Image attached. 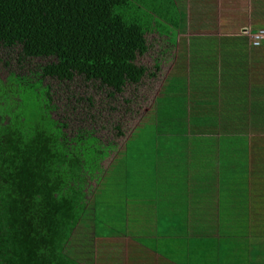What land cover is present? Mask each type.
Wrapping results in <instances>:
<instances>
[{
	"label": "crops",
	"instance_id": "crops-1",
	"mask_svg": "<svg viewBox=\"0 0 264 264\" xmlns=\"http://www.w3.org/2000/svg\"><path fill=\"white\" fill-rule=\"evenodd\" d=\"M175 2L183 22L171 32L173 43L160 39L161 67L141 92L148 107L129 136L138 134L118 138L109 161L123 176L145 169L155 186L138 194L147 206L137 204V193L135 206L128 202L134 239L124 232L130 224L123 208L117 224L124 228L114 240L122 260L130 255L127 241L140 236L153 244L140 255L152 264H264V40L252 42L264 28V0ZM148 113L151 126L141 131ZM144 133L152 136L142 143ZM246 158L250 172L232 170ZM174 173L178 181L170 180ZM176 197L179 210L170 206ZM199 207L206 213L198 215ZM95 234L97 241L110 238Z\"/></svg>",
	"mask_w": 264,
	"mask_h": 264
},
{
	"label": "trees",
	"instance_id": "trees-1",
	"mask_svg": "<svg viewBox=\"0 0 264 264\" xmlns=\"http://www.w3.org/2000/svg\"><path fill=\"white\" fill-rule=\"evenodd\" d=\"M182 13L175 0H0V264H81L66 248L90 211L87 165L103 162L109 151L94 158L95 152L76 151V142L96 144L103 138L95 140V132L112 126L115 137L104 141L116 146L136 111L124 122L109 104L95 128L91 95L87 108L72 106L91 124L71 132L69 119L55 114L52 82L79 79L108 89L111 99L126 88L139 90L161 67L155 59L149 69L139 58L160 39L173 43ZM69 91L71 101L76 93ZM123 100L129 115L132 98Z\"/></svg>",
	"mask_w": 264,
	"mask_h": 264
},
{
	"label": "rangeland",
	"instance_id": "rangeland-1",
	"mask_svg": "<svg viewBox=\"0 0 264 264\" xmlns=\"http://www.w3.org/2000/svg\"><path fill=\"white\" fill-rule=\"evenodd\" d=\"M195 7H197V4H195ZM155 37V35H151L149 37V40H153ZM159 51L160 49H158V43H156L154 47H151L150 51L147 54L139 58V63H142L149 67V69H152L156 54ZM150 81L151 80L149 79L144 80L143 84L139 87V90L137 91L132 88H126L122 96L116 94L114 99L108 97V89L104 88L103 91H99L91 84H84L79 79L75 80L69 85H57L55 84L56 82H52V86L56 91V99L58 103V110L57 112L55 111V114L61 121H65L63 117H67L69 119L71 123L70 128H68L67 130L72 129L71 132L76 131L78 126H88L89 124H91V122H82L80 120V118H82L80 110H76L73 114L72 106L73 104L77 103V105H79L80 107L87 108L89 106L87 97L92 95L94 101H96L98 109L104 110V108L109 107V104L116 106L118 110L114 111V114L118 117L119 115H122V118L124 117V122L130 121L131 117L129 116H132L133 111H136L134 119L131 120V123H129L127 127H125L126 123H124L125 136H128L129 133L139 125V121L142 120L144 110H146V108L148 107L147 100L149 99V97L144 98L141 92L143 90L145 91L146 88L149 87ZM68 88L72 91V94L76 93L74 99H72L71 101H69L67 97L71 96V93ZM80 98L81 101H79ZM123 98H132L133 103L130 105L131 113H129V115H125L124 113V108L127 107V105L124 103ZM98 109L92 112V114H94L96 117L98 116L97 122L93 123V126L95 128L98 127L99 124H101L102 118L106 116L108 112V110L99 112ZM146 115L147 117H149V120L147 121L146 125L143 123L141 131L145 130V128L149 129L151 126V115L149 113ZM84 116L86 117V114H84ZM99 128H102L101 125L99 126ZM138 130L140 131L139 128ZM115 131L116 129H114V127L112 126H108L107 129L105 128V130L96 131L94 134V136L96 137L95 140H98V137L103 138V140L99 139L96 144L95 141L91 140L92 138L87 140V142L81 146L78 144V142H76V151L84 150V152H95L94 154L91 153L94 158L96 157L97 152H102L104 148L107 149L109 152L106 153V155H102L104 157L100 156L101 158H104L103 162L97 158L96 160H93L91 165H87L89 168L87 177L88 181H90V183L86 182L87 188L89 190L87 208L90 211L86 212L81 218L82 220L80 221L82 222H79L77 226L78 228L75 232L76 235L72 239L73 243L70 245L69 248L67 247L66 249L70 251L71 248L72 255L75 256V258L81 264H152V260L150 257H140L142 252H148V250H151V248H153L152 242H148L140 236L139 239L136 238L134 241H131L130 245H128L129 243L127 241V247L130 255L128 259L122 260V255L119 252V247L116 245V242L118 243L121 241L114 240L116 234L119 233L120 230L117 224V219H119L120 212L123 211V208L124 211L127 209L126 215H123V218L126 221L128 219L130 224L129 228L125 229L124 232L127 236L132 237L134 239V235L132 234L133 213L131 210H128V202L131 201V203H133V199L136 196L135 193H137V204L147 206V204H145L143 201H139L140 197L138 194H149L147 190L150 189L151 186H155V177L153 175H148L147 171L141 167L131 169L130 175L123 176L121 175V173H119V167L116 168V166H114L113 168L112 163H110L109 165V161L112 160V156L116 154L117 148L116 146L112 147L111 143L107 145V142H105L104 140L115 137ZM137 134L138 133H135V135H130L129 137L134 138ZM151 136L149 134L144 133L140 136V140L143 143L145 141H148ZM111 150L112 155H110ZM244 167L246 169H244ZM249 167H251V161H249L248 158H246V162H242L240 159H237L236 165H233L232 170L241 173L249 170ZM209 169H213V166ZM250 171L251 170L247 172ZM170 180L178 181L177 173H174L171 176ZM157 187L164 188L165 181L158 179ZM242 187L243 186L239 183V188ZM94 188H96V190H94ZM122 190H124L125 193H123ZM128 193L130 194V197H128ZM249 196L253 199L254 193H251ZM169 200H171L173 203L170 206H173L175 210H179L178 206L183 203L182 201L178 202V197H176L175 202L172 199ZM242 200L244 201V199ZM133 206H135V203H133ZM239 207L240 209L245 210V207L242 203H239ZM193 212L194 210H192L191 212L192 215ZM203 213H206L205 210L202 207H199L198 215H202ZM150 215L151 218L149 220H154L155 217L152 210L148 213L147 217H149ZM208 217L209 216L206 215V217H204V220ZM92 224L95 228L92 226ZM95 231H98L100 232V234H103L102 237H99L101 239H103V237L110 238L108 240L103 239L97 241V239L94 238L96 236ZM83 234L85 235L83 236ZM86 234H88L89 238L92 239L89 241V243H91L89 245L87 244L88 240H85V238L87 239V237H85ZM153 238L155 239V243L158 248V245H161V243L158 241L157 237ZM167 245L169 247L174 246L170 244ZM174 250L176 251L175 246ZM158 255L167 259L169 258L165 253H161ZM156 261H162L161 264H167L166 262H169V260Z\"/></svg>",
	"mask_w": 264,
	"mask_h": 264
},
{
	"label": "built area",
	"instance_id": "built-area-1",
	"mask_svg": "<svg viewBox=\"0 0 264 264\" xmlns=\"http://www.w3.org/2000/svg\"><path fill=\"white\" fill-rule=\"evenodd\" d=\"M253 37V44L259 45L264 40V28L258 29L254 34Z\"/></svg>",
	"mask_w": 264,
	"mask_h": 264
}]
</instances>
